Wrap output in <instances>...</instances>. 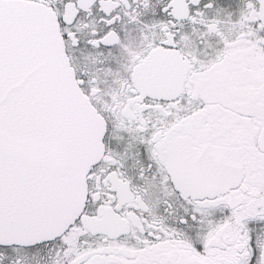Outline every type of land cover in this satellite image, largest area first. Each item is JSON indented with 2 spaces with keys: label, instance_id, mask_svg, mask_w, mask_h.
<instances>
[{
  "label": "snow or ice",
  "instance_id": "1",
  "mask_svg": "<svg viewBox=\"0 0 264 264\" xmlns=\"http://www.w3.org/2000/svg\"><path fill=\"white\" fill-rule=\"evenodd\" d=\"M0 264H264V0H0Z\"/></svg>",
  "mask_w": 264,
  "mask_h": 264
}]
</instances>
